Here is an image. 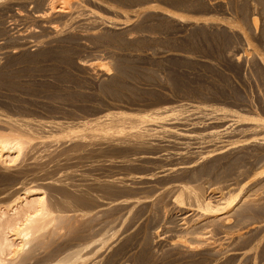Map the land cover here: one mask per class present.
Returning a JSON list of instances; mask_svg holds the SVG:
<instances>
[{"label":"rangeland","instance_id":"1","mask_svg":"<svg viewBox=\"0 0 264 264\" xmlns=\"http://www.w3.org/2000/svg\"><path fill=\"white\" fill-rule=\"evenodd\" d=\"M56 3L0 0V203L54 218L16 263L264 264V0Z\"/></svg>","mask_w":264,"mask_h":264},{"label":"bare ground","instance_id":"2","mask_svg":"<svg viewBox=\"0 0 264 264\" xmlns=\"http://www.w3.org/2000/svg\"><path fill=\"white\" fill-rule=\"evenodd\" d=\"M55 1L59 4H52L49 10L62 12L67 0ZM22 145L23 141L19 137L0 136V165L7 162L12 154H19ZM47 204L44 194L37 189L18 193L9 204L0 203V264H15L29 242L42 239L41 234L54 221Z\"/></svg>","mask_w":264,"mask_h":264}]
</instances>
